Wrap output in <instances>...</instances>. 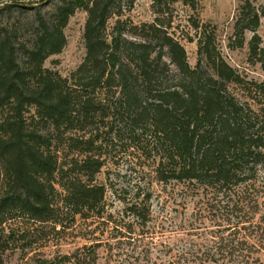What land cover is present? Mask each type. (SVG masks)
Instances as JSON below:
<instances>
[{"label": "trees", "instance_id": "obj_1", "mask_svg": "<svg viewBox=\"0 0 264 264\" xmlns=\"http://www.w3.org/2000/svg\"><path fill=\"white\" fill-rule=\"evenodd\" d=\"M45 1L20 4L35 10L29 38L18 40L9 26L0 31V222L13 213L51 220L64 202L76 213L103 209L106 187L80 177L100 171L102 162L92 154L98 141L129 133L153 158L158 181H188L195 191L225 202L224 219L222 209L210 205L212 225L227 223L222 231L209 230L202 255L226 259L224 264H253L256 244L246 242L248 235L258 236L264 249V177H259L264 120L228 85H244L257 99L264 97V84L246 82L223 58L215 30L192 17L199 59L195 67L189 64L185 47L171 31L174 4L196 9L197 0H152L155 18L141 24L123 18L135 0ZM79 8L87 11L86 55L64 76L44 63L65 47V27ZM263 16L264 8L241 4L238 46ZM249 60L264 70V43L256 32ZM65 150L75 156L61 158ZM65 171H71L67 181L57 182ZM152 197L150 190L144 199L148 206L133 201L126 208L142 224L151 219Z\"/></svg>", "mask_w": 264, "mask_h": 264}, {"label": "rangeland", "instance_id": "obj_2", "mask_svg": "<svg viewBox=\"0 0 264 264\" xmlns=\"http://www.w3.org/2000/svg\"><path fill=\"white\" fill-rule=\"evenodd\" d=\"M22 1L0 0V31L9 26L16 31L18 40L29 38L35 18L34 9L24 8L20 4L36 5L41 0ZM246 1L264 8V0H197L196 9L182 2L174 4L171 31L185 47L192 67L197 65L199 55L198 33L190 17L197 18L207 30H215L217 46L223 58L246 82L254 80L264 84V70L259 63L249 60V42L255 32L264 43V16L255 32L245 31L244 44L237 45L235 24L240 6ZM46 8L50 9L52 5ZM126 17L136 24L152 22L155 18L152 0H135L133 8L125 12L123 18ZM86 19L87 11L83 8L77 9L70 17L65 27L67 43L60 53L46 59L45 67L67 76L79 66L86 55ZM115 20L116 17L112 18L111 24ZM228 86L241 101H248L258 110L264 120V112L260 111V107L264 106L263 95L256 99L244 85L231 82ZM121 136L108 135L105 140L101 137L98 141L100 145L92 152L102 162L100 171L94 175L87 171L80 177L86 184L106 187L104 208L76 213L66 208L64 202L57 216L51 220L40 221L22 213L7 215L0 222L2 264L225 263L223 260L226 259L221 257L210 260L202 255L203 244L207 246L208 243V239L204 238L209 237V230L222 231L227 223L222 221L220 227L212 225V212L215 210H209L211 204L222 209L225 204L223 199L195 191L194 185L188 181L161 183L153 171V158L141 149L142 140H134L129 133ZM73 156V151L61 153V158L66 160ZM70 174L71 171H65L63 179L58 175L57 182L65 183ZM259 177L263 180L264 170ZM150 190H153L151 219L147 224H142L126 208L133 201L139 202L142 208L148 206L144 199ZM223 209L219 212L221 219L227 214ZM262 214L263 210L256 215V223L261 221ZM246 242L257 245L251 253L252 263L264 264V249L260 251L258 246L262 244L261 239L248 235Z\"/></svg>", "mask_w": 264, "mask_h": 264}]
</instances>
